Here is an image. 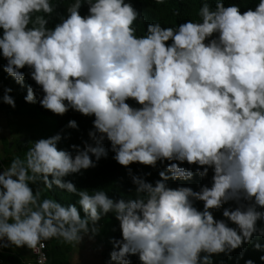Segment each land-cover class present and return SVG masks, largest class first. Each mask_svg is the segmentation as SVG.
<instances>
[{"label": "clouds", "instance_id": "obj_1", "mask_svg": "<svg viewBox=\"0 0 264 264\" xmlns=\"http://www.w3.org/2000/svg\"><path fill=\"white\" fill-rule=\"evenodd\" d=\"M61 6L0 0L2 68L26 88L24 101L92 118L81 143L58 147L67 139L61 130L30 139L23 157L0 165V250L41 254L52 239L94 241L111 213L120 236L109 237L105 264H133L132 257L138 264H217L237 249L244 259L249 245L264 251V0L244 11L204 0L199 21L150 22L142 35L131 0H70L59 13ZM12 92L4 86L0 102L14 109ZM109 152L127 170L130 195L90 192L68 179ZM133 164L163 167L149 180L152 173L134 172ZM210 171L198 190L170 183L208 179ZM53 188L75 202L41 199Z\"/></svg>", "mask_w": 264, "mask_h": 264}, {"label": "trees", "instance_id": "obj_2", "mask_svg": "<svg viewBox=\"0 0 264 264\" xmlns=\"http://www.w3.org/2000/svg\"><path fill=\"white\" fill-rule=\"evenodd\" d=\"M70 0H53V3H60L62 6L57 9V12L63 13V5L69 3ZM133 6L140 11L143 19H138L135 23L137 29V35H142L146 32V24L150 22H160L166 26H175L177 23H183L187 19H191L194 22L199 21L200 17L198 15L199 9L204 2V0H165L163 4H156L155 0H131ZM211 4H215V0H209ZM238 3L241 5V11L246 10L247 7H254L257 0H225V3ZM87 11L86 7L81 9V14H85ZM6 63L2 58H0V95L3 94L4 86H9L13 89L11 95L14 96L16 101V107L13 109L10 106L0 102V112H2L7 117H15L20 115L33 114L36 116H51L54 117L57 123L56 132L62 131L63 134H67V139H62L58 144L60 148H68L72 143L79 144L82 139H87V131L92 127V118L81 115L78 112L69 110L65 115L59 116L54 115L50 111L43 109L39 103L29 104L23 99L26 95V88H22L20 85L16 84L15 81L8 77L4 73L2 65ZM27 72L26 69H24ZM25 84H33L27 75L25 76ZM129 103H132L129 101ZM69 120H76L78 124L77 129L66 128L65 125ZM32 138H23L12 142V147L6 146L3 148L4 153H10L13 150H18L17 155L23 157L28 147L31 146L29 141ZM107 147V142L105 143ZM11 161H6L0 159V165L4 168L9 166ZM187 167V165H183ZM134 172H151L152 175L148 177L149 180H155L158 178V170L163 167V165L157 166V169H152L139 164L131 165ZM127 170L120 166L116 161L112 159V153L109 152L106 158H102L95 168H90L83 171L82 174H76L73 177H68V179H73L74 183L78 187H87L91 192L94 187L97 189H102L106 191L110 196H126L130 195L128 192L133 185L127 176ZM211 177V171L209 172L208 179L202 180L199 176H194L192 181H177L172 183L175 187L176 184H186L197 189L198 184L208 183ZM42 187V186H41ZM198 190V189H197ZM50 198L59 201L62 204H68L70 202H75L76 197L63 190L55 189L52 190L43 189L41 194V199ZM197 207L202 208V202H197ZM216 218H221V212L215 213ZM100 224L104 225V231L112 232V236L119 237L120 232L118 230V222L109 213L106 217H103ZM117 227V231L113 232L112 228ZM255 241V237H254ZM261 244H264V239L260 240ZM48 262L47 264H69L70 253L73 249V245L62 243L56 239H52L46 242ZM108 248L111 250V245L108 243ZM240 249L234 251L231 256L221 255L217 258V264L222 261L223 264H244V259H253L255 264H264L259 257L264 255V251H257L251 245L246 246L244 251V259H238L240 254ZM0 260L4 264H20L15 256L11 254L10 250H5L0 253ZM133 264H138L136 257H132Z\"/></svg>", "mask_w": 264, "mask_h": 264}, {"label": "rangeland", "instance_id": "obj_3", "mask_svg": "<svg viewBox=\"0 0 264 264\" xmlns=\"http://www.w3.org/2000/svg\"><path fill=\"white\" fill-rule=\"evenodd\" d=\"M57 123L54 117L51 116H36L33 114L20 115L15 117H7L0 112V159L11 161L17 155L18 150H13L9 154L4 153L3 148L12 147V142L23 138H41L53 135L56 133ZM103 233L102 237L107 241L112 237V232L100 224ZM109 245L107 244V247ZM109 253V248L107 250Z\"/></svg>", "mask_w": 264, "mask_h": 264}, {"label": "crops", "instance_id": "obj_4", "mask_svg": "<svg viewBox=\"0 0 264 264\" xmlns=\"http://www.w3.org/2000/svg\"><path fill=\"white\" fill-rule=\"evenodd\" d=\"M103 230L100 228V234L94 241L85 237L80 245H73L70 253L69 264H105L107 255V241L102 237ZM99 245H103L99 248ZM15 256L20 264H29L33 262V256L27 248L8 249Z\"/></svg>", "mask_w": 264, "mask_h": 264}, {"label": "built area", "instance_id": "obj_5", "mask_svg": "<svg viewBox=\"0 0 264 264\" xmlns=\"http://www.w3.org/2000/svg\"><path fill=\"white\" fill-rule=\"evenodd\" d=\"M5 250L7 249L0 250V253L4 252ZM32 256H33V262L29 264H47L48 262L47 246L42 250L41 254L32 253ZM0 264H4V262L0 260Z\"/></svg>", "mask_w": 264, "mask_h": 264}]
</instances>
